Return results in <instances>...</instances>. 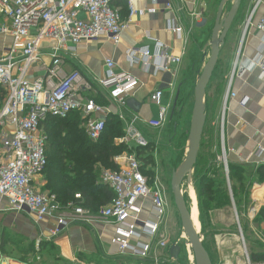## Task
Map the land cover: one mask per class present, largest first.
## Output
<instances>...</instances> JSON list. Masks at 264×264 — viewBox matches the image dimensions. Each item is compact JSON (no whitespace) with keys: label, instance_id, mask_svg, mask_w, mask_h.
I'll use <instances>...</instances> for the list:
<instances>
[{"label":"built area","instance_id":"2783aa9c","mask_svg":"<svg viewBox=\"0 0 264 264\" xmlns=\"http://www.w3.org/2000/svg\"><path fill=\"white\" fill-rule=\"evenodd\" d=\"M142 1L126 0L128 15L124 24L119 11L111 6V0H0V17L5 20L0 23V37L11 40L0 57V212H28L37 223L53 220L55 224L49 230V240L67 230L70 212L79 216L83 223L93 220L84 214V209L73 204L61 208L55 196L41 193L35 186L47 164V137L40 124L48 116L65 119L79 112L81 127L93 142L100 139L105 127L104 121L96 117L105 109L94 100H84L79 95L80 91L89 92L90 84L79 72L63 70L65 55L74 56L78 45L101 37L117 45L135 16L156 14L162 2L165 9H172L168 0H146L152 6L138 9L136 6ZM261 2L255 0L244 25L245 31ZM170 27V31L180 33V29ZM256 27L264 34V20ZM43 51H48L50 56V63L44 65L45 74L29 79L31 69L42 63ZM125 55L131 66L140 60L147 65L153 58L157 61L154 67L157 72L167 71L168 63L179 64L183 53L180 57L170 56L164 46L156 44L152 54L149 47H144L129 49ZM235 69L228 82L223 112L228 101L236 96L231 92ZM97 84L121 108L126 106L138 81L129 74L118 73L114 61L106 59L105 75ZM163 96L162 90L150 95V102L158 108L157 119L147 124L150 128L162 129L168 122L170 107L162 104ZM126 135L138 148L145 149L149 145L134 130L133 122L128 125ZM218 160L223 162L228 173L224 152ZM117 165V170H107L100 177V183L110 188L114 195L101 209V219L114 228L111 243L118 248V255L141 264H148L154 257L153 261L157 262L154 244L167 246L160 232L166 217L163 196L142 174V164L135 151L123 156ZM75 199L80 200V195ZM146 214L149 215L147 219ZM131 262L127 264H134Z\"/></svg>","mask_w":264,"mask_h":264},{"label":"crops","instance_id":"0c3cea01","mask_svg":"<svg viewBox=\"0 0 264 264\" xmlns=\"http://www.w3.org/2000/svg\"><path fill=\"white\" fill-rule=\"evenodd\" d=\"M111 1H113V7L119 11L122 23H127V13L123 5L114 0ZM168 1L172 6L171 10L165 9L162 2L158 4L156 14L135 16L123 31L119 44L115 45L108 38L101 37L81 43L76 47L74 56L66 54L64 58L63 70L66 73L79 72L91 86L89 92L80 91V97L84 100L92 99L105 109L96 117L102 119L104 123L114 118L121 123L122 136L114 138L110 144L113 148L123 146L127 150L113 158L112 163L117 169V164L121 162L123 156L137 148L132 138L126 135L131 122H133L134 130L148 141L151 149H156V152H150L153 158L156 157L158 146H160L156 136L161 135L169 125H172L173 130L170 138H177L179 131L175 121L180 115L179 110L182 105L180 103H184L185 98L192 101L189 97L190 90L195 87L208 60L206 51L211 45V35L222 0ZM231 2L232 0L226 2L223 9L224 16L228 13ZM254 3L255 0H240L238 12L221 43L217 64L204 96V112L206 99L210 100L207 122L210 128L215 129L214 135L218 138L221 152L225 153L227 167L229 163H232L248 167L252 171L264 167V34L256 27L260 20H264V0L253 13L250 26L246 31L244 30ZM151 6L150 2L143 0L136 7L147 9ZM0 23H5L1 17ZM169 26L180 29V33L170 31ZM10 42L9 37H0V57L5 53ZM156 44L164 46L170 56L180 57L183 53L179 64L168 63L167 71L155 72L154 67L157 61L153 58L148 60L147 65H144L141 60L134 66L127 62L125 55L127 50L149 47L152 54ZM163 53L165 52H161ZM106 59L114 61L118 73L129 74L138 81L137 87L124 107L118 108L97 84V80L105 75ZM41 61L40 65L31 69L29 79L42 77L45 74L44 65L50 63L48 51H43ZM234 69L231 92L236 96L228 101L227 108L223 112L228 82ZM156 90L163 91L162 100H166L165 104L170 107L168 123L162 129H153L147 125L149 121L158 117V108L150 102V95ZM128 102L132 103L131 107H128ZM201 139L204 141L205 138L201 137ZM188 145L189 143L186 144V148ZM41 177L42 175L35 183L38 190ZM42 179V182L46 184L44 176ZM227 180L230 185L228 177ZM252 188L251 201L258 204L259 208L264 206V181L252 184ZM256 188L262 190L255 195L254 199L253 194ZM41 193L48 194L47 191ZM104 207H100L94 213L84 209V214L93 220L89 224L83 223L79 216L70 212L67 214L69 222L67 230L53 240H49V230L55 224L54 221L46 220L37 223L28 212H0V227L4 222H7V226L13 224L14 227L16 225L18 228L22 227L23 232L28 234L27 240L34 243L38 253L45 256L44 264H111V262H105L111 256L119 257L121 264L130 263L132 260L118 255V248L111 243L114 228L110 224L103 223L101 219L100 211ZM144 217L147 219L149 215L146 214ZM168 229L167 224L163 222L160 232L162 241L166 242L167 246L161 247L154 244L158 261L163 259L162 257H166L169 261L176 260L170 256V249L174 243L166 234ZM0 240L1 251L2 243H4L2 231ZM144 241H147L146 237ZM97 258L101 261H96ZM154 258H151L148 264H152ZM131 263L141 264L139 261ZM7 264L22 263L10 261Z\"/></svg>","mask_w":264,"mask_h":264},{"label":"rangeland","instance_id":"374dc122","mask_svg":"<svg viewBox=\"0 0 264 264\" xmlns=\"http://www.w3.org/2000/svg\"><path fill=\"white\" fill-rule=\"evenodd\" d=\"M225 8V7H224ZM227 15V14H226ZM224 18L226 16H223ZM210 48L206 51V56L210 55ZM189 95L191 102L188 98H185V102L182 103L181 109L179 110V118L176 119L178 125L177 138L171 139L172 125H169L161 135L156 136V141L160 144L156 157L149 158L150 164L146 168L141 167L142 174L148 178L150 185L160 191L163 196L166 206V217L164 223L167 224L168 238H171V242L178 246L180 252L178 258L174 261H169L166 257L163 259L152 262V264H196L192 254L190 243L185 235V232L181 226L179 214L174 205V198L171 187L172 175L177 172L189 151V131H190V120L193 109V93L194 87L191 88ZM183 102V100H182ZM166 100H162V104L166 105ZM204 145L200 148V158L210 157V141L208 137L204 139ZM186 148V144H188ZM214 142L211 144V150L216 152L214 149ZM118 147H115V149ZM151 152H156V149H150ZM221 148L219 149L218 156L221 157ZM218 157V158H219ZM223 167L222 171L217 169H211L208 172L209 179L213 182L212 187L214 190L218 189V184L221 188H225V192L228 195V204H224V197H218L217 195L210 198L211 204H207L206 197L201 196L199 200L197 196V178L198 168L193 167L191 180L184 179L181 191L183 199L186 203L188 210L191 213L192 204L187 198L186 193L189 188H192L196 196V212L197 216L192 220L196 226L198 236L202 242L203 247L206 249L209 257L213 264H264V222L261 218L255 217L259 210L264 207H258L251 201L252 186H248L250 178L245 176L244 192L240 193L239 189L236 194L237 206L235 205L232 191V186L238 188L237 183H228V174L224 169L222 161L218 160ZM210 159V158H208ZM109 170L106 165L95 164L94 170L97 174L96 181L100 183V177L103 172ZM149 172V174H148ZM150 172L152 175H150ZM224 174V177H223ZM43 175L40 179V192L45 191V183H43ZM248 181V182H247ZM249 188V203L247 202V190ZM262 189L256 188L253 198ZM185 193V194H184ZM219 200V201H217ZM219 206V207H218ZM165 226V225H164ZM13 224L7 226V222L1 223L0 230L3 233V242L6 245L4 249L0 251L1 264H7L12 261L15 263L27 264H41L45 260V256L42 253H38L35 248V244L27 240V233L23 232V228H18V231ZM0 231V232H1ZM167 238V237H166ZM1 241V240H0ZM33 244V252L30 251L29 245ZM28 252L27 256L24 257L23 252ZM30 252V253H29ZM257 254L259 261L252 263L249 259L251 253ZM20 253V255H19ZM41 254V255H39ZM263 255V258H260ZM27 260V261H26ZM115 260V261H113ZM96 261H101L97 258ZM105 262H111V264H121L119 257H112Z\"/></svg>","mask_w":264,"mask_h":264},{"label":"trees","instance_id":"16d2710c","mask_svg":"<svg viewBox=\"0 0 264 264\" xmlns=\"http://www.w3.org/2000/svg\"><path fill=\"white\" fill-rule=\"evenodd\" d=\"M114 1L123 5L128 15L126 0ZM111 6H114L113 1H111ZM205 107L206 122L204 125L202 138H209L210 157L206 156L201 159L199 156V149L195 164V167L198 168L196 188L197 196L198 199L201 200L200 197L204 195V197L207 199V204H211L210 198L214 195L222 198L224 197V204L226 205L228 204L229 200L228 195L225 192V188H221V186L218 184V189L214 190L212 184L215 182L209 179L208 176V172L211 169L216 167L222 171L223 166L220 163H217L220 146L218 138L214 135L215 129L210 128V124L207 122L209 113L208 110L210 107L209 99H206ZM120 124L121 123L117 118L109 120L108 123H105L104 131L100 139L96 142H93L87 138L83 128L81 127V114L79 112L71 113L65 119L48 116L41 122L40 128L47 137L45 148L47 164L42 173L46 181L44 189L47 191L48 195L55 196L56 201L61 206V208L65 209L69 204H73V206L90 210L92 213H94L98 211L100 207L106 206L111 202L114 197L113 192L107 186L99 184L96 181L97 174L93 172V170L95 164L106 165V167L112 171L117 170V167L112 163L113 158L117 155H120L124 151H127L123 146H119L116 149L110 146L114 138H119L122 136V128ZM204 141L201 139L200 148L204 145ZM213 142L215 144L214 149L216 152L211 150V144ZM150 149V145H148V147L145 149L138 147L134 149L143 168H146L148 163L150 164V161H148L149 158L152 159V156L150 155ZM228 171L229 182H234L238 185L237 188L236 186H232L231 183L232 196L236 206L237 203H239L236 202V194L238 189L240 193L244 192L243 186H245L246 175L250 178V181H247L248 186H252L254 183H260L264 181V167H259L252 171V169L248 167L229 163ZM151 173L153 172H150V175H152ZM249 193L250 192L248 188L246 193L248 203ZM78 194L81 197L80 200L75 199V196ZM255 217L261 218L264 222V207L259 210ZM3 245L5 244L2 243V249H4ZM29 248L30 251L33 252L32 243H30ZM22 254L24 257H26L28 252L24 251ZM257 256V254L252 252L249 256L250 261L252 263L258 262L259 257ZM260 258H263V255ZM25 264H27V262H25ZM41 264H44V262Z\"/></svg>","mask_w":264,"mask_h":264},{"label":"water","instance_id":"95a60500","mask_svg":"<svg viewBox=\"0 0 264 264\" xmlns=\"http://www.w3.org/2000/svg\"><path fill=\"white\" fill-rule=\"evenodd\" d=\"M228 1L229 0H222L219 4L215 24L211 35L210 55L194 87V103L189 131V151L181 168L177 172H175L171 178L174 205L179 214L181 226L190 243L192 254L196 264L212 263L194 227L191 213L188 210L182 196L181 186L185 178L188 181L191 180L192 169L197 160L201 137L206 122V115L204 112L205 91L217 64L221 43L224 41L227 32L232 25L240 7V0H232L230 9L226 17L224 18L223 9L226 2ZM131 106L132 103L128 102V107ZM179 252V247L174 245L170 249V256L174 259H177Z\"/></svg>","mask_w":264,"mask_h":264},{"label":"bare ground","instance_id":"6f19581e","mask_svg":"<svg viewBox=\"0 0 264 264\" xmlns=\"http://www.w3.org/2000/svg\"><path fill=\"white\" fill-rule=\"evenodd\" d=\"M185 194V193H184ZM186 195H187V198H189V200H190V202H191V204H192V210H191V217H192V219L194 218V217H196L197 216V212H196V197H195V193H194V191H193V189L192 188H189V190H188V192L186 193ZM193 221V220H192ZM194 223V222H193ZM194 227H195V229H196V226L194 225ZM196 231H197V229H196Z\"/></svg>","mask_w":264,"mask_h":264}]
</instances>
